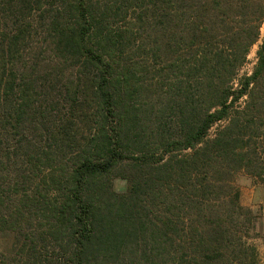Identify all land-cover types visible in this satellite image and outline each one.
I'll return each mask as SVG.
<instances>
[{"label":"trees","instance_id":"16d2710c","mask_svg":"<svg viewBox=\"0 0 264 264\" xmlns=\"http://www.w3.org/2000/svg\"><path fill=\"white\" fill-rule=\"evenodd\" d=\"M262 27L264 0H0V264H257L209 201L264 173Z\"/></svg>","mask_w":264,"mask_h":264},{"label":"rangeland","instance_id":"374dc122","mask_svg":"<svg viewBox=\"0 0 264 264\" xmlns=\"http://www.w3.org/2000/svg\"><path fill=\"white\" fill-rule=\"evenodd\" d=\"M264 35V27H262V36ZM261 39L254 44L247 57V61L242 65L236 75V80L233 85H237V80L240 76L250 74L257 63V50L259 49ZM156 93V92H155ZM153 93V94H155ZM246 96L242 97L237 103L236 107L241 109L246 102ZM154 100V96L151 97ZM158 104V101L156 102ZM225 123V120L216 123L210 130L209 136L215 135L217 128ZM261 147V159L264 166V136L258 139ZM226 184L232 186L234 191L240 192L238 204L243 209H232L230 206V197H226L224 190H220L219 199H212L209 204L214 205L217 213L223 219L225 226L230 230L233 239L234 248L254 247L257 250V264H264V173L262 176L252 174L246 169H241L232 175L225 177ZM114 187L117 191H125L127 182L124 179L116 178L114 180ZM233 191V192H234ZM232 192V193H233ZM234 195V194H233ZM232 195V197H233ZM232 210H229V209ZM212 214V213H211ZM10 237L0 234V251L11 250ZM251 258L248 257L240 264H252Z\"/></svg>","mask_w":264,"mask_h":264}]
</instances>
